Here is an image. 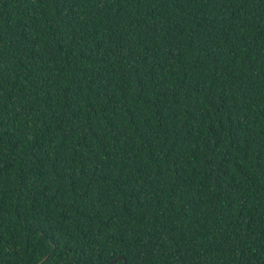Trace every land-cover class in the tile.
<instances>
[{
	"label": "trees",
	"instance_id": "16d2710c",
	"mask_svg": "<svg viewBox=\"0 0 264 264\" xmlns=\"http://www.w3.org/2000/svg\"><path fill=\"white\" fill-rule=\"evenodd\" d=\"M0 128V264H264V0H0Z\"/></svg>",
	"mask_w": 264,
	"mask_h": 264
},
{
	"label": "snow or ice",
	"instance_id": "6c2138e0",
	"mask_svg": "<svg viewBox=\"0 0 264 264\" xmlns=\"http://www.w3.org/2000/svg\"><path fill=\"white\" fill-rule=\"evenodd\" d=\"M229 2H230V0H221V3H223V4H227ZM5 132H6V130L0 128V136L4 135ZM259 154L261 155V157H264V144L260 145ZM208 162H209V164L212 163L211 160H209ZM231 163H232V159H231V154L229 153L228 158L224 161V164H231ZM225 175H226V171H225L224 165L222 164L221 166L218 167V170L216 173V176H217L216 182L217 183L222 182ZM41 183H43V181H41ZM74 188H75V185L73 184V189Z\"/></svg>",
	"mask_w": 264,
	"mask_h": 264
}]
</instances>
